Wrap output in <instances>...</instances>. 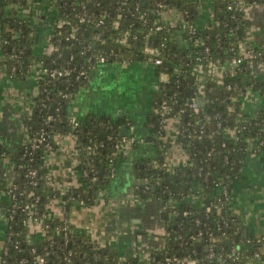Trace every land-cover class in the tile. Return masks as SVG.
<instances>
[{
    "label": "trees",
    "instance_id": "1",
    "mask_svg": "<svg viewBox=\"0 0 264 264\" xmlns=\"http://www.w3.org/2000/svg\"><path fill=\"white\" fill-rule=\"evenodd\" d=\"M245 1L264 3V0ZM28 2L0 0L9 8L1 14L0 20V39L8 40L7 43L0 41L6 72L11 77L24 79L32 72L37 59H42L47 66H68L72 73L54 79L38 75L35 106L25 116L24 126L28 136L44 130L46 140L33 146L32 141L24 137L15 146L0 145V156L9 157L14 182L19 187L27 185L39 195L38 201L29 195H24V199L35 202L38 216L47 214L45 222L49 224L40 242H29V230L25 224L28 213L12 215L11 200L6 197L2 201L9 219L4 232V246L8 251L2 256L4 264H22L21 259L25 257L28 264H35L32 262L34 254H44V264H145L136 254L121 258L116 249L100 246L84 232L73 230L66 237L65 220L50 216L48 204L55 197L61 198L66 210L74 199L92 204L100 189L112 178L118 160L125 156L124 148L116 146L120 140V122L93 115L76 117V126L71 122L70 106L81 89L92 82L97 55L107 54L109 60L141 61L149 56L145 49L151 44L159 46L163 59L157 65V71L167 74V79L155 91L154 99L169 103L168 117H180L176 140L188 150L191 162L176 165L172 170L163 167L164 153L170 142L152 135L148 140L158 144L155 158L134 161L136 173L155 184V189H145L141 183L135 187V192L145 198H159L164 204L163 246L153 250L152 258L146 264H227V260L229 264H252L256 261V251L264 255V234L245 235L242 218L232 210L230 202H225L226 205L219 210L214 205L216 202L220 204L218 198L225 199L216 182L223 179L231 195L230 183L242 175L251 151L264 139V105L254 115L244 112V97L250 89L264 95V73L251 72V58L247 57L238 64L231 62L233 57L244 55L249 48L257 53L258 62L264 60V38L259 43L249 39L251 19L239 1L213 0L212 20L199 25L202 0H87L88 12L104 18L103 23L96 25L79 23L76 14L82 12V0H57L55 16L68 21L52 30L56 47L52 53L36 49L32 27L26 21V12L21 9ZM162 5L174 11L176 24L161 15ZM159 22L166 23V27L155 30L153 27ZM75 25L80 26L77 36L66 39ZM191 26L195 27L194 31ZM176 29L179 38L173 36ZM126 32L128 45L119 40ZM243 42H246L245 47H242ZM88 45L90 47L85 51ZM66 48L69 49L67 56ZM201 62L215 63L219 71L217 76L199 81L196 67ZM13 64L16 65L14 72L11 70ZM82 69L87 71L86 75L80 73ZM193 97L204 101L198 111L188 104ZM155 101V111L148 124L153 133L162 134L165 124ZM52 105L53 114L50 113ZM50 115L52 118L48 119ZM201 124L205 128L203 133L199 132ZM67 132L76 136L79 182L73 191L61 194L49 185L43 155L47 151L46 141L56 146V135ZM261 150H264V144ZM32 167L38 168L36 185L28 184V172ZM197 185L202 195L190 198ZM6 186L7 182L1 184L0 189H6ZM207 205H212V209L207 210ZM186 210L188 214H184ZM33 246L37 248L36 253H31ZM168 256L187 260L177 262L173 259L170 262L166 259ZM189 259L195 262L190 263Z\"/></svg>",
    "mask_w": 264,
    "mask_h": 264
},
{
    "label": "crops",
    "instance_id": "2",
    "mask_svg": "<svg viewBox=\"0 0 264 264\" xmlns=\"http://www.w3.org/2000/svg\"><path fill=\"white\" fill-rule=\"evenodd\" d=\"M29 3L25 18L32 27L36 49L45 52L55 19L53 2L29 0ZM0 7H4L2 3ZM165 15L168 21L176 24L177 16L173 10L167 9ZM249 16V39L260 42L264 38V3H253ZM212 18L213 0H202L199 25ZM173 36L180 37L178 29ZM211 68L200 63L198 77L205 80L214 75L215 70ZM92 74L90 85L82 88L72 101L70 114L80 118L97 115L119 121V128L127 125L129 134L144 138V141L124 149V158L118 160L117 170L100 189L95 202L82 204L74 199L66 210L61 198L55 197L50 200L48 210L51 215L68 219L74 230L86 233L94 242L116 249L123 257L136 254L145 262L153 250L163 246L164 204L158 198H145L135 192V187L144 183L146 178L136 173L134 161L155 158L158 144L148 140L151 135L170 142L164 153L170 168L189 164L191 157L176 140L180 127L178 116L167 120L162 134L153 133L148 124L155 111L154 93L160 83L156 65L139 61L107 62L97 64ZM37 91L35 70L24 79L11 77L0 52V145L15 146L26 137L24 118L33 111ZM263 105L264 95L259 91L249 92L244 97V112L249 115H254ZM55 142V149L44 153L43 165L47 168L49 185L64 192L79 182V150L76 136L71 132L57 134ZM11 175L9 157L0 156V185L8 182ZM197 186L196 194H200L201 189ZM230 187L232 210L241 216L245 231L264 234V150L258 149L248 156L242 175L230 183ZM5 199L6 194L0 189V245L7 226L2 205ZM252 264H264V259Z\"/></svg>",
    "mask_w": 264,
    "mask_h": 264
},
{
    "label": "built area",
    "instance_id": "3",
    "mask_svg": "<svg viewBox=\"0 0 264 264\" xmlns=\"http://www.w3.org/2000/svg\"><path fill=\"white\" fill-rule=\"evenodd\" d=\"M86 1L87 0H82V3H81L82 12H78L76 14V16L78 17L79 23L90 22V23H95L96 25H100L101 23H103L104 22V18L102 16L100 18H97V17H95V15L93 13L88 12V10L86 8V3H85ZM238 1L242 5L243 11L246 14L249 15L250 9H251L253 3L246 2L245 0H238ZM52 2H53V6H54L53 11L56 14L57 13V9H56L57 0H52ZM254 3H256V2H254ZM27 6L28 7L30 6L29 2L27 4ZM3 8H4V11H6L8 7H3ZM25 8H26V6L25 7L21 6V9H23L24 12L28 10V9L26 10ZM161 8H162V10H160V13H161V15L164 18H166L165 17L166 16L165 13H166L167 9L163 5L161 6ZM178 16L182 17L180 14ZM54 18L55 19H54V22H53L54 23L53 29L56 26L59 27L63 23L68 21L67 19H65L63 17L57 18V16H55ZM165 27H166V23L159 22L156 25H154L153 28L155 30H162ZM190 29H191V31H194L195 27L191 26ZM79 30H80V26L79 25L73 26L72 30H71V33L66 36V39L72 40L73 38H75L77 36L76 34H78ZM125 34L126 35L122 36L119 40L122 43L128 45L129 44L128 43V39H127L128 34H127V32ZM136 36L137 35L135 34L134 37H136ZM0 41H2L4 43L8 42L7 39L6 40L5 39H0ZM257 43H259V42H257ZM51 45H53V47H52L51 51L49 52V49H50ZM245 46H246V42H243L242 43V47H245ZM88 47H90V45L86 46L85 51L88 49ZM55 48L56 47H55V45L53 43L52 33H51V36H50V39H49V44H48V49H46V51L44 53H46V52L47 53H52L55 50ZM145 52L149 56L146 59L141 60L139 62H142L144 64L150 63V64H154L156 66L163 62V59L160 56V48H159V46H156V45H153V44L147 45L146 49H145ZM256 55H257V53L254 52V49L253 48H249L245 52L244 55H242L240 57H233L231 62L233 64H238L239 62L243 61L245 58L248 57V58H251V61H249V67L251 69V72L254 73V74L264 73V60H262L261 62H258L256 60ZM14 56H17V54H15ZM96 59L97 60L95 61V64H94L95 67L97 66V64H100V63H107V62H121L122 63V62H133L134 61V60H131V59H118V58L114 59V60H109L107 54L97 55ZM201 63H203V62H201ZM203 64H206V65L212 67L211 69L215 70L214 75L217 76L219 71H218V69H217L218 67L216 66L215 63L208 62V63H203ZM198 65L196 67V73H197ZM11 70H12V72H14L16 70V65L15 64H13L11 66ZM34 70L36 72V77L37 78H38V75H40V74L48 75V76H50L51 79H54V78H58V77L70 76V74L72 73V68H69L68 66H65L63 64H61V65L57 64L55 66L54 65L53 66H51V65L47 66V65L44 64V61L42 59H37L36 64L34 65L32 71H34ZM86 72L87 71L85 69H82L80 71V73L83 74V75H86ZM214 75H212V76H214ZM212 76H210V77H212ZM197 78H198L199 81H203V80H201L198 77V74H197ZM166 79H167V74L163 73V72L160 73V83L162 81L166 80ZM200 87L201 88L204 87L203 83H200ZM252 91L253 90L250 89L248 91V93L252 92ZM200 94H202V91L200 92ZM198 99L199 98L193 97V98H191L188 101L189 106L192 107L195 111L199 110ZM155 102L158 105L157 109H158L159 114L162 116V121L164 122V124H166L167 120L171 117V116L168 117V113L170 112L171 107H170L169 103L167 101H165V100H162V101L156 100ZM50 118H52V115H50L48 119H50ZM76 119L77 118L75 116L71 117V122H73L77 126L78 122H77ZM179 119H180V117H179ZM199 127H200L199 132L203 133L204 130H205L204 125L201 124ZM119 137H120V140L117 142L116 146L120 147V148H124V149L128 148V147H132L133 145H135L138 142L144 141V138H138V137H136L133 134H127V135H123V136H119ZM46 138L47 137L45 135V131L44 130H41V132H39V134H34L33 136H28V134H26V140L27 141L28 140L32 141V145L33 146H36V145L42 143L43 141L46 140ZM263 144H264V139L256 144V148L251 151V154L252 153H256L258 149L261 150V146ZM45 147L47 149L46 152L53 151L55 149V145H53L52 142H49V141H46ZM161 165L163 167H165V168H168L169 170L173 169V166L170 168V166H169L168 162L166 161V159L162 162ZM202 168L203 167H200V170H202ZM28 175H29L28 184L36 185L37 182H38V179H37L38 168L37 167H32L31 169H29ZM205 179H206V177H205ZM150 182H151L150 179L146 178V180L144 182V188L145 189H148L150 187L155 186L154 183H150ZM216 184H217V186L222 188V194L225 195V199H223L222 197L218 198L217 201H220V204L218 202L214 203L215 207L219 210V209H221L224 206L225 202H227V203L231 202L230 201L231 200V195L229 193L230 191L228 190L229 186L224 184V180L223 179H220L219 181H217ZM75 186H77V185H75ZM75 186H72V187L68 188L66 191H64L62 193L65 194L68 191H73V187H75ZM6 187L7 188L3 189V191L6 194V197L11 200V204H10L11 209L10 210H11L12 215L16 214L18 212H26V213H28L27 219L25 220V224H27L28 230H29L28 241L29 242H40L43 239L44 235H45L47 227L49 226V224L45 222V219L48 217V215L47 214H41V216H38L40 214L37 211H35V208H34L35 202L30 203V202L26 201L24 199V197H23L24 195L33 196V197H35V200L38 201L39 200V195L35 194V192L31 188L28 189L27 185H25L23 187H19L18 184L16 182H14L12 175H11L9 181L7 182V186ZM200 192H201L200 194H196L197 192H193L189 196H190V198H193V199L194 198H199L202 195V191L201 190H200ZM78 200L82 204H86L82 199H78ZM206 209L207 210H211L212 209V205H207ZM3 211H4V214H5V217H6V222L8 223L9 219H8V216L5 213V209H3ZM48 212H49L48 214L50 216H52L49 210H48ZM188 213H189L188 210L184 211V214H188ZM10 217H11V215H10ZM64 220H65V224H64L63 229H65L66 237H67V236H70L69 233L70 234L73 233L74 228L72 226L69 227V222L70 221L68 219H64ZM37 232H38L39 235L37 234ZM5 238H6V235L3 236V240H1V245H0V264H4L5 263V259L2 256L7 254V252H8L6 246H4V239ZM67 242L69 244L71 243L70 241H67ZM100 246L106 247L105 245H100ZM234 250H235V248H234ZM36 251H37L36 246H33L31 248V253H36ZM213 254L214 253L211 252V255H213ZM255 256H256V261L264 259V255L261 253V251H256L255 252ZM120 257L121 258H125L123 256H120ZM151 258H152V253L147 258V261H145L144 263L145 264L148 263L151 260ZM232 258H233V260H237L236 257H232ZM166 259L168 261H170V262L173 259L176 260L177 262L187 260V258L180 259V258H177V257L172 258L170 256H168ZM32 262L35 263V264H44L46 262L45 255L44 254H38V255L34 254ZM188 262L194 263L195 260L189 259ZM226 262H227V264H229L228 260ZM21 263L22 264H28L29 260L26 257L22 258L21 259Z\"/></svg>",
    "mask_w": 264,
    "mask_h": 264
},
{
    "label": "water",
    "instance_id": "4",
    "mask_svg": "<svg viewBox=\"0 0 264 264\" xmlns=\"http://www.w3.org/2000/svg\"><path fill=\"white\" fill-rule=\"evenodd\" d=\"M2 9L3 8L0 7V20H1ZM68 54H69V49L66 48L65 49V55L67 56ZM198 103H199V105L202 106L204 104V101L201 100V99H198ZM53 112H54V105H52L50 107V113L53 114ZM127 134H129L128 126L127 125L120 126V128H119V136H123V135H127ZM153 189H155V187H153ZM247 234H248V230L245 231V235H247Z\"/></svg>",
    "mask_w": 264,
    "mask_h": 264
},
{
    "label": "rangeland",
    "instance_id": "5",
    "mask_svg": "<svg viewBox=\"0 0 264 264\" xmlns=\"http://www.w3.org/2000/svg\"><path fill=\"white\" fill-rule=\"evenodd\" d=\"M48 39H50V36H48ZM53 45H51L50 49H49V52L51 51ZM164 233V232H163Z\"/></svg>",
    "mask_w": 264,
    "mask_h": 264
}]
</instances>
